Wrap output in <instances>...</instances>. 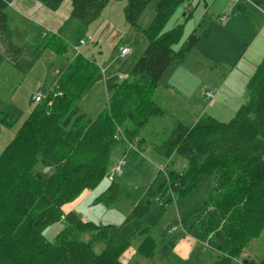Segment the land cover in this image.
I'll use <instances>...</instances> for the list:
<instances>
[{
  "label": "trees",
  "instance_id": "1",
  "mask_svg": "<svg viewBox=\"0 0 264 264\" xmlns=\"http://www.w3.org/2000/svg\"><path fill=\"white\" fill-rule=\"evenodd\" d=\"M11 1L0 0V63L8 61L15 69L27 72L33 64L24 57L27 45L13 41L8 25ZM38 1L55 10L64 0ZM69 1L70 16L89 25L99 20L110 0ZM184 1L156 3L153 18L142 29L147 39L145 49L127 76L114 84L94 118L80 111L79 101L93 84L100 65L82 54L67 58L55 84L35 102L0 153V264H124L121 256L130 242L120 225L83 220L75 210H64L63 206L94 188L109 173L112 156L123 143L120 138L144 140L142 132L148 121L163 116L164 110L156 102L160 79L173 62L187 58L197 41L192 35L174 49L182 36L181 24L162 31ZM251 1L264 10V0ZM150 2L125 0V21L136 25ZM38 47L34 57L40 55L41 48L50 47L64 56L68 50L65 40L56 34L46 36ZM246 86L247 97L229 121L206 114L193 125L177 122L155 147L170 160V167L175 159L186 161L182 170L169 167L164 180L168 192L158 193L163 182L157 191L147 189L134 199L112 180L96 200L105 206L128 200L131 207L123 221L126 223L149 212L151 192L158 200L179 202L210 177L213 187L209 195L180 221L186 233L216 252L212 264H238V259L239 264H264V255L257 260L242 257L244 248L264 229V59L255 66ZM10 124L9 116L0 114V126ZM117 127H122V133H116ZM59 220L64 221V227L48 241L43 231ZM142 234L136 253L153 258L156 238L148 228ZM98 244L102 247L97 252Z\"/></svg>",
  "mask_w": 264,
  "mask_h": 264
},
{
  "label": "rangeland",
  "instance_id": "2",
  "mask_svg": "<svg viewBox=\"0 0 264 264\" xmlns=\"http://www.w3.org/2000/svg\"><path fill=\"white\" fill-rule=\"evenodd\" d=\"M65 1L69 2V0L63 2ZM158 1L151 0L137 20V24L131 25L125 21L123 16L122 8L125 0H110L104 8L102 16L112 21L116 33L109 35L108 39H104L103 42L90 41L85 45L78 44L80 38H85L90 34L88 31H92V27L98 23L101 17L89 24L91 26L88 28L87 25L71 17L60 31L61 37L65 38L63 40H67L66 58L57 54L50 47L41 48L40 55L34 57L33 52L39 49L38 44L46 39L38 32L35 33L33 38L29 37L33 40V44L27 45L25 50L24 57L33 63L27 72L15 69L8 61H2L0 63V114H7L11 124L10 126H0V153L14 137L18 128L34 107L35 102L31 100V97L36 94L45 97L56 82L65 67L67 58L73 54L72 47H76L75 50H78L79 47V51H84L88 57L94 59L100 65V71L93 84L89 87L87 94L79 101L80 111L94 118L106 104L108 96L113 91L114 84L127 76L134 62L145 49L147 39L142 29L148 26L153 18L155 14L154 6ZM246 1L185 0L177 8L162 30L167 31L181 24L182 36L174 45V49H178L192 35L197 37L196 48L194 46V50L192 49L182 62H173L161 79V82L175 83L180 93L178 92L176 96L169 94L167 91L162 90L161 85L157 90L156 99L163 106L164 114L148 121L142 132L144 140L140 141L139 138H136L134 142H130L124 136L122 138H120L121 136L118 137L123 143H121L120 150L117 149V152L112 156L113 165L109 173L77 202L74 201L75 204L67 203L68 205L65 204L64 206V210L72 208L82 219L97 224L112 223L120 225L122 234L130 242L129 249L121 258L124 264H162L164 262H171L172 264H212L216 257V252L196 239L195 242L203 244L206 250L202 254L200 248L202 245H197L190 252L187 261L182 258L183 255L176 249L177 245L173 244V241L179 240L183 236V232L186 234L182 222H180L181 219L199 206L211 192L213 181L210 177H205L179 202H166L167 198L162 199V201L158 200L156 194L151 192L148 196L151 202L149 212L126 223H123V221L131 207L128 200L124 199L113 206H105L102 202L97 201L95 197L105 191L112 180L118 182L131 193L134 199H139L147 189L152 188L157 191L159 185L166 181L165 177L168 176L170 160L166 159L163 154H158L155 147L169 136L178 121L183 124H190L193 122V115L203 112L204 115L209 114L210 111L205 110L204 103L211 104L219 88L224 89L225 96H220L217 93V101L211 111L224 122L231 119L233 116L231 112L237 103L240 104L241 98L228 95L225 82L230 75H227V73H230L232 68L236 69L237 66L238 68L236 73L232 75V79H243L246 71L243 68L245 60H242L240 54L244 49L243 42L246 41L248 36L236 33L235 29L234 33L227 29V33L220 31L221 28L218 25H222L228 18L232 17L231 10L234 6L237 7L238 4L245 5ZM187 5L191 6L189 16H186L187 9L184 8ZM9 11L7 10V13ZM241 19L240 17L234 18L237 30L242 25ZM8 25L15 32V36L17 34L20 38L24 36L27 27L22 20L16 22L9 20ZM76 25L80 27L79 30H76ZM224 25L221 27H224ZM216 44H220V48L224 45L231 49L230 55L225 57L224 63H217L210 58H205L204 54L197 50V47L209 50ZM120 46H127L131 50L127 55L119 57ZM174 69L177 72H174ZM57 70L61 73L58 74ZM96 81H99V83L95 84ZM209 90L212 91V97L207 99L205 93ZM118 131L122 133V127H117L116 133ZM145 139H148V141ZM146 146L147 148H145ZM185 166V160L175 159L170 168L179 171L184 169ZM46 170L48 168H44V171ZM160 190L163 194L168 192L166 183L159 188L158 193H161ZM165 196L169 197L170 195L167 193ZM63 227L64 221L59 220L45 228L43 235L48 241H52L56 233ZM145 228H148L149 234L153 235L158 242L157 251L153 258H145L139 254L133 255L143 238L142 231ZM169 232L174 233L170 234ZM210 232L209 235L211 236L212 231ZM182 242L186 246L188 240L184 238ZM101 247L102 245L98 244L95 250L98 252ZM263 255L264 229L258 238L250 241L244 248L242 257L257 260ZM237 262L239 264L241 260L238 259Z\"/></svg>",
  "mask_w": 264,
  "mask_h": 264
},
{
  "label": "crops",
  "instance_id": "3",
  "mask_svg": "<svg viewBox=\"0 0 264 264\" xmlns=\"http://www.w3.org/2000/svg\"><path fill=\"white\" fill-rule=\"evenodd\" d=\"M238 1H240V0H238ZM244 1H246V0H244ZM190 7H191L190 5H187L186 7H184L187 9L186 14L189 13ZM70 10H71L70 1L69 2H66V1L62 2L61 5L57 9L52 10V9H49L48 7H46L43 3L39 2L38 0H12L11 3L9 4V7H8L9 20H13L15 22L18 20L19 21L22 20V22L25 23L26 27H27L26 31L24 33V36L22 38H20L18 34L15 36V32L12 31L11 27L9 26V28L12 32L13 41L19 45H28L29 46L30 44H33V40H31L29 37L31 36V38H33L35 33H38V32L40 33V35L42 37H45V38H46V36L48 37V36L53 35V34H56L57 36L61 37L60 31L63 29V27H65V25L67 24V22L71 18ZM231 12H232V14H231L232 17L228 18L227 21L222 24V25L225 24L224 27H221L222 25H218V27L221 28L220 31H224L226 33H227L226 29L233 32V33H234V29H235L236 33L244 34L245 36H248L246 38V41L243 42L244 49H243L242 54H240V57H242V60H245V64L243 66V68L246 69L244 77H243V79H239V78L238 79H234V78L232 79V75L234 73H236V69L238 68V66H237L236 69L232 68L230 70V73L229 72L227 73V75H229V74L230 75L225 82L228 95L234 96L235 98L240 97L241 98L240 104H241L245 101V99L247 97V89H246L247 86L246 85H247L249 78L251 77V75L254 72L255 66L262 59H264V10L261 9L260 7L256 6L251 0H247L245 5L244 4L243 5L238 4L237 7L234 6V8L231 10ZM235 17L242 18L241 19L242 25H241L239 30H237V26L235 24V22H236L234 20ZM89 26H91V25H87V28ZM113 27H114V25H113L112 21H110L105 16L104 17L101 16V19L98 21V23L92 27V31L91 32L88 31L90 33L88 36L92 37L93 42H103L104 39H106V38L108 39L109 35L111 36L114 33H116V31ZM78 28L80 29V27H78L76 25V30ZM44 32H46V35L43 34ZM66 34H68V33H66ZM14 37H16V38H14ZM61 38L65 39L63 37H61ZM234 39L237 40L236 38H234ZM66 41L67 40H65V42ZM78 44H79V41H78ZM222 46L224 47V49H223V47L220 48V44H216V46L211 47L209 50L201 49L198 47H197V50H198V52L203 53L205 58H208V59L210 58L217 63H224V60L226 59L225 57L230 55L231 49L229 47L227 48L224 45H222ZM120 47H124V46H120ZM195 48H196V46H195ZM71 49H72L73 54H82V55L88 57L84 51H82V52L79 51V47H78V50H75L76 47L75 48L72 47ZM130 50H131V48H130ZM130 50H129V52H130ZM125 55H127V54H125ZM118 56H119V54H118ZM119 57H121V56H119ZM65 58H66V56H65ZM242 60L240 61V63L242 62ZM66 64H67V62H66ZM66 64H65V66H66ZM170 67L171 66H169V68ZM174 72H177V71L174 69ZM57 73L59 74V73H61V71L57 70ZM163 76H164V74H163ZM163 76L161 77V79L163 78ZM161 79H160L159 85L157 87V90L162 85V90H165V92L167 91L169 94L176 96V94L179 92V90H178L177 86L175 85V83H169L168 81H165V82L162 81L161 82ZM98 83H99V81H96L95 84H98ZM157 90H156V92H157ZM223 90L224 89H222V88H219L217 90L215 97H214V100L211 104H206V102L203 98V100L205 102L204 103L205 110H209L210 115L217 117L211 110H213L215 107V104L217 101V99H216L217 93L220 96H225V93H223ZM31 99H32V97H31ZM156 102L163 108V106L159 103V101L157 99H156ZM240 104L239 103L236 104V106L232 110L231 114H233L234 110L236 108H238L240 106ZM197 113H199V112H197ZM201 115H204V112L193 115V122L190 124H186V125H193ZM218 119H220V118H218ZM145 140L148 141V139H145ZM145 148H147V146ZM86 192L87 191H85L83 194H81V196L78 199H76L75 202H77L81 197H83ZM75 202H72V203L75 204ZM72 203H68V204H72ZM64 206H63V209H64ZM66 210H72V208H68ZM83 220H85V219H83ZM174 232H169V233L173 234ZM183 237L185 238V240H188L186 246L182 242L184 240ZM156 241H157V239H156ZM195 241H196L195 238H193L190 235H188L187 233L185 234L183 232V236H181V238H179V240L173 241V244L177 245L176 249H178L179 252L183 255L182 258H185L188 261V259L190 257L189 256L190 252H192L195 249V247H197V245L200 246L199 244H201V243L198 244ZM170 243H172V242H170ZM201 245L202 246H200V248H201V251L203 254V252L206 250V248L203 244H201ZM125 252L123 253V255L125 254ZM135 254H137V253L134 252L133 255H135ZM154 257H155V255H154ZM121 258H122V256H121ZM162 264H172V263L171 262L170 263L164 262Z\"/></svg>",
  "mask_w": 264,
  "mask_h": 264
},
{
  "label": "built area",
  "instance_id": "4",
  "mask_svg": "<svg viewBox=\"0 0 264 264\" xmlns=\"http://www.w3.org/2000/svg\"><path fill=\"white\" fill-rule=\"evenodd\" d=\"M44 35L46 34V32H44L43 33ZM90 41H92V37L91 36H88V37H86V38H81L80 40H79V44L80 45H85V44H87L88 42H90ZM129 48L128 47H126V46H124V47H120L119 48V56H124L125 54H127L128 52H129ZM205 97L207 98V99H210L211 97H212V91L211 90H209V91H206V93H205ZM43 97L41 96V95H39V94H36V95H33V97H32V100L34 101V102H39L41 99H42Z\"/></svg>",
  "mask_w": 264,
  "mask_h": 264
}]
</instances>
